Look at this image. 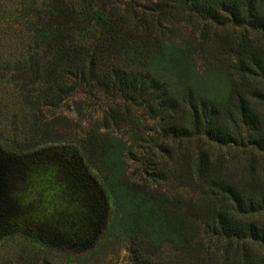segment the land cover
<instances>
[{
	"label": "trees",
	"instance_id": "trees-1",
	"mask_svg": "<svg viewBox=\"0 0 264 264\" xmlns=\"http://www.w3.org/2000/svg\"><path fill=\"white\" fill-rule=\"evenodd\" d=\"M145 1L45 0L25 23L27 84H39L37 101L53 108L78 87L115 98L104 129L126 124L128 108L162 123L171 148L142 166L143 179L127 174L120 140L90 134L82 147L134 264H264V0ZM179 21L191 29L186 41L175 36ZM199 54L227 68L224 101L199 87L211 72L193 77ZM207 140L259 158L237 169Z\"/></svg>",
	"mask_w": 264,
	"mask_h": 264
},
{
	"label": "rangeland",
	"instance_id": "rangeland-1",
	"mask_svg": "<svg viewBox=\"0 0 264 264\" xmlns=\"http://www.w3.org/2000/svg\"><path fill=\"white\" fill-rule=\"evenodd\" d=\"M117 1L124 7L147 4ZM43 2L0 0V264H134L129 240L116 228L111 230L110 197L85 166L82 147L90 134L120 140V159L135 180L145 177L142 166L154 162L159 149L171 148V140L165 138L162 123L141 108H128L126 124L110 123L104 129L105 117L119 101L84 87L70 91L54 108L37 101L41 86L27 84L33 52L32 33L25 23L35 21ZM175 30L184 41L191 36L181 21ZM209 44L211 49L214 43ZM194 65V78L209 72L213 76L200 89L220 102L227 99L231 93L227 68L206 61L205 54L196 56ZM34 120L36 132L30 128ZM199 141L203 146L204 139ZM205 146L240 170L259 158L252 149L222 147L209 140ZM171 250L162 248L166 262Z\"/></svg>",
	"mask_w": 264,
	"mask_h": 264
}]
</instances>
